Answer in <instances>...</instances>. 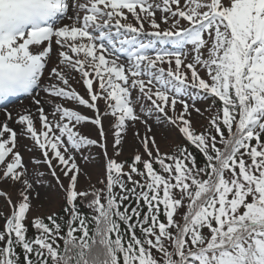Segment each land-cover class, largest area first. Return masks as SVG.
<instances>
[{
    "label": "rangeland",
    "instance_id": "1",
    "mask_svg": "<svg viewBox=\"0 0 264 264\" xmlns=\"http://www.w3.org/2000/svg\"><path fill=\"white\" fill-rule=\"evenodd\" d=\"M55 1L0 0V225L44 219L85 192L108 197L113 182L124 202L138 192L141 211L159 204L151 187L165 222L140 264L191 251L200 264H264V161L237 174L223 165L239 134L264 125V0H65L63 19L30 28ZM179 146L215 150L203 184Z\"/></svg>",
    "mask_w": 264,
    "mask_h": 264
},
{
    "label": "trees",
    "instance_id": "2",
    "mask_svg": "<svg viewBox=\"0 0 264 264\" xmlns=\"http://www.w3.org/2000/svg\"><path fill=\"white\" fill-rule=\"evenodd\" d=\"M219 128H224L227 133L226 126L219 124ZM256 130L257 133L245 141L242 137L244 133L239 134L224 158V168L230 169L232 174L240 173V169L246 171V164L252 165L253 160L264 161V125H259L254 131ZM177 150L187 155L190 153L188 158L199 170L198 178L200 184H203L212 173L211 168L214 164L212 160L216 158L215 150L209 148L208 151L204 148L198 151L191 148L187 153L183 151L182 146ZM160 168L166 172L167 167L163 164ZM220 176L221 172L217 181L220 180ZM115 185L116 182H113L112 194V187L107 186L108 197L104 195L105 193L98 195L92 191L82 193L77 196L76 201L71 200L72 203L66 204L44 219L26 221L23 215H21L23 218H19L17 213L14 214L5 225L3 223L0 225V264H140L138 258L142 252H146L149 233L165 222V199L164 202H160L164 194L149 187V194L152 197L155 195L159 204L141 203V208L144 209L139 211L134 202L138 192L132 193L124 202L121 194L115 193L117 191ZM215 191L214 188L212 193ZM195 192L196 189L191 188L187 198H193ZM99 195L104 197L103 201L97 198ZM150 195L147 198L151 200ZM211 196L208 195L204 199L199 210L206 209L203 207L207 201L213 200L214 197L209 199ZM260 220L264 221V214H261ZM207 222H209L207 219L198 221L200 225L197 227L203 235L205 232L209 234L208 226L212 225ZM246 224L254 225L251 220ZM194 225L195 223L192 227ZM189 243L185 244L187 249L194 248L192 246L188 248ZM192 254H188L186 260L179 264H200L198 259L190 256ZM251 264L258 263L251 260Z\"/></svg>",
    "mask_w": 264,
    "mask_h": 264
},
{
    "label": "bare ground",
    "instance_id": "3",
    "mask_svg": "<svg viewBox=\"0 0 264 264\" xmlns=\"http://www.w3.org/2000/svg\"><path fill=\"white\" fill-rule=\"evenodd\" d=\"M22 29V28H21ZM20 30V29H19ZM12 43V41H10ZM16 42V41H15ZM19 42V41H18ZM109 47L112 48L113 46L111 44H109ZM32 98L33 100L32 101H35V100H38L40 99V93L37 92V93H33L32 94ZM47 101L50 102V103H53V104H56L57 106L61 107L64 109V107L62 106V103L56 99H53V98H50V97H47ZM0 118H1V122H4L5 118H3L2 116V113L0 112Z\"/></svg>",
    "mask_w": 264,
    "mask_h": 264
}]
</instances>
